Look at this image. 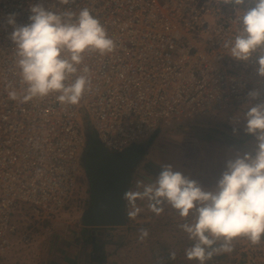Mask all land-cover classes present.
Listing matches in <instances>:
<instances>
[{
	"label": "built area",
	"instance_id": "built-area-1",
	"mask_svg": "<svg viewBox=\"0 0 264 264\" xmlns=\"http://www.w3.org/2000/svg\"><path fill=\"white\" fill-rule=\"evenodd\" d=\"M39 3L76 16L87 8L115 41L110 53H84L77 74L88 68L91 84L78 104H62L59 93L23 100L7 19L15 13L18 24H27ZM252 6L246 0L242 7ZM242 14L224 0H0V260L14 244L18 225L12 218L22 205L44 221L78 192L89 124L107 149L122 151L183 121L264 103L255 57L236 60L223 46L239 32ZM254 90L259 99L249 97ZM30 231L20 236L26 244ZM231 248L214 253L210 264H264V237L258 244L236 238Z\"/></svg>",
	"mask_w": 264,
	"mask_h": 264
},
{
	"label": "clouds",
	"instance_id": "clouds-1",
	"mask_svg": "<svg viewBox=\"0 0 264 264\" xmlns=\"http://www.w3.org/2000/svg\"><path fill=\"white\" fill-rule=\"evenodd\" d=\"M61 2L68 4L70 0ZM224 3L243 14L238 16L239 32L223 46L236 60L247 62L255 57V71L264 78V0H253L254 6L248 8L242 7L246 0ZM30 13L27 24H18L15 13L7 19L13 28L9 39L16 49V64L25 85L23 100L59 93L57 99L62 104H78L91 84L86 75L88 68L83 69L85 74H77L84 53L90 49L110 53L116 47L115 41L87 8L76 16L71 11L54 12L39 3L30 8ZM260 95L257 90L249 92L252 100ZM9 96L16 99L17 93L11 91ZM243 119L244 131L254 137L255 146L229 159L211 190L174 170L172 165H163L155 181L145 185L143 192L127 194L131 200L137 196L147 198L157 215L163 212L165 203L182 218L192 215V220L180 228L193 242L185 250L187 259L199 264H205L216 252H230L236 238L245 237L258 244L264 237V103L250 105ZM139 211L137 208L129 215L134 217ZM139 233L140 239L149 235L147 229H140ZM219 240L223 241L220 247H213ZM170 258L175 259L174 252Z\"/></svg>",
	"mask_w": 264,
	"mask_h": 264
},
{
	"label": "rangeland",
	"instance_id": "rangeland-1",
	"mask_svg": "<svg viewBox=\"0 0 264 264\" xmlns=\"http://www.w3.org/2000/svg\"><path fill=\"white\" fill-rule=\"evenodd\" d=\"M243 113H219L159 130L147 149L144 144L149 140L140 144L145 153L129 193L143 192L145 185L155 181L163 165H172L174 170L211 190L227 161L238 152L251 151L255 146L254 137L244 131ZM87 127L92 130L90 124ZM89 194L90 185L85 176L65 208L44 221L36 220L29 204L22 205V211L12 218L13 225H18L14 244L0 264H71L73 258L77 259L76 264L81 261L98 264L96 257L100 258L99 254L104 255L105 264H166L168 259L163 254L173 252L175 259L168 260L167 264H199L197 260L187 259L185 250L193 242L180 228L181 224L192 220V215L182 218L166 203L162 205L163 212L157 215L149 207L147 198L137 196L131 200L127 196L126 226L86 228L81 223V214L89 204ZM137 208L139 213L130 216L129 213ZM26 229L31 230L33 236L29 244L20 240ZM140 229H147L149 235L140 239ZM93 242L98 245L94 246ZM150 249L154 250L151 252ZM157 254L162 258L159 262ZM211 261L208 260V264Z\"/></svg>",
	"mask_w": 264,
	"mask_h": 264
},
{
	"label": "water",
	"instance_id": "water-1",
	"mask_svg": "<svg viewBox=\"0 0 264 264\" xmlns=\"http://www.w3.org/2000/svg\"><path fill=\"white\" fill-rule=\"evenodd\" d=\"M142 161L143 152L136 146L111 151L97 135L87 136L83 166L90 194L89 204L81 214L84 227L101 229L127 225V194Z\"/></svg>",
	"mask_w": 264,
	"mask_h": 264
},
{
	"label": "trees",
	"instance_id": "trees-1",
	"mask_svg": "<svg viewBox=\"0 0 264 264\" xmlns=\"http://www.w3.org/2000/svg\"><path fill=\"white\" fill-rule=\"evenodd\" d=\"M87 134H88L89 137H92L94 135V133L92 132V130L89 127H87ZM156 135L157 134H155L146 144H144V145H146V149L151 145V143H153L154 139L156 138ZM142 146L143 145H138L136 147L142 148ZM143 153H145V150L143 151ZM97 245H98V242L97 243H94V246H97ZM150 250L152 252L154 249H150ZM99 255H100V258L96 257V261L98 262V264H105L106 263V260L104 258V255L103 254H99ZM163 257L164 258H167L170 262L172 260L170 258V255H168V254H163Z\"/></svg>",
	"mask_w": 264,
	"mask_h": 264
},
{
	"label": "crops",
	"instance_id": "crops-1",
	"mask_svg": "<svg viewBox=\"0 0 264 264\" xmlns=\"http://www.w3.org/2000/svg\"><path fill=\"white\" fill-rule=\"evenodd\" d=\"M241 113V112H240ZM244 114V113H243ZM93 243H95V242H93ZM72 259V258H71ZM89 261L91 262V258H89ZM72 263L71 264H76V262H77V259L76 258H73L72 259V261H71ZM61 264V263H60ZM80 264H88V262H80Z\"/></svg>",
	"mask_w": 264,
	"mask_h": 264
},
{
	"label": "flooded vegetation",
	"instance_id": "flooded-vegetation-1",
	"mask_svg": "<svg viewBox=\"0 0 264 264\" xmlns=\"http://www.w3.org/2000/svg\"><path fill=\"white\" fill-rule=\"evenodd\" d=\"M84 178H85V173H84V177L81 179V181L84 180Z\"/></svg>",
	"mask_w": 264,
	"mask_h": 264
}]
</instances>
